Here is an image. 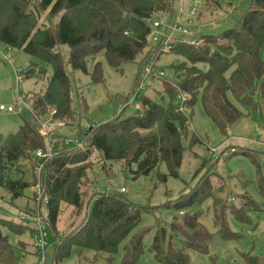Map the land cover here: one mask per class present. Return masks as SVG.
<instances>
[{"label": "trees", "instance_id": "trees-1", "mask_svg": "<svg viewBox=\"0 0 264 264\" xmlns=\"http://www.w3.org/2000/svg\"><path fill=\"white\" fill-rule=\"evenodd\" d=\"M172 11L173 0H0V42L32 56L23 70L27 76L46 79L48 66L52 68L41 92L28 94L34 121H24L17 132L5 138L0 136V186L9 191L12 200L32 187L31 198L37 207L28 208L27 212L36 214L38 209V214L42 202L34 188L37 160L33 155L48 144H53L55 150L61 146L58 154L45 160L40 171L48 223L57 235L55 264L70 254L71 245L80 252L94 251L95 259L106 254L109 261L132 231L133 236L124 243L123 263L135 264L144 248L140 206L109 193L91 194L88 210L79 224L69 232L58 230L63 204L74 208L76 218L84 211L96 162L119 160L135 178L150 174L165 162L169 172L160 175L161 181L165 182L169 175L178 176L185 148L183 138L190 135L191 142L195 141L191 115L200 94L206 114L222 132L243 115L242 108L250 113L259 112L264 119V0H253L235 26L217 35H199L200 44L174 43L172 50L183 61L173 64V79L160 81V96L167 99L166 104L157 96L140 95L136 115L90 126L82 133L86 144L75 149H70L61 138L53 140L56 135L48 140L39 133L37 114L45 117L51 108L56 110L53 121H65V126H56V130L74 120L77 109L73 107L68 67L90 74L94 84L104 82L103 64L98 57L104 54L119 69L124 63L134 62L146 48V56L156 53L160 44L154 47L149 43L154 22L171 16ZM181 90L186 101L174 103ZM230 93L238 104L230 99ZM128 100L127 97L121 101ZM256 166V185L264 197V168ZM201 199L195 192L182 204ZM245 201L250 203V197L245 196ZM227 206V202L216 199L215 222L223 236L230 237L233 232L224 213ZM243 210L233 208L240 219L246 220ZM180 213L185 216L176 218L169 232L160 225L155 227L151 250L163 264H187L186 249L190 247L208 251L211 233L200 223L199 214ZM3 228L23 231L25 226L0 218V260L16 264L15 246ZM243 257L246 264H264L262 257L251 253ZM93 262L85 258L79 264Z\"/></svg>", "mask_w": 264, "mask_h": 264}, {"label": "rangeland", "instance_id": "rangeland-1", "mask_svg": "<svg viewBox=\"0 0 264 264\" xmlns=\"http://www.w3.org/2000/svg\"><path fill=\"white\" fill-rule=\"evenodd\" d=\"M195 1L173 0L172 15L161 20V34L171 35L175 42H187L191 36L184 35L181 31L173 33L177 24L183 25L194 35L220 34L226 28L235 26L253 3V0H218L219 3L215 4L213 1L200 0L199 13L191 15L189 10L195 6ZM149 43L158 47V42L153 41L152 36ZM148 49L140 52L134 62L124 63L119 69L114 68L104 54L100 55L98 60L103 64L105 77L102 83L94 84L90 74L68 67L73 87V107L77 111L74 120L68 121L71 125L57 130L56 126H52L56 133L53 140H71V143H66L70 149H75L80 146L79 142L86 144L82 133L90 126H97L116 117L136 115L139 112L141 96H135L133 99L132 96L137 79L144 70L143 58ZM31 60L32 56L26 51L8 47L0 42V103L23 108L22 113L0 110V136L3 138L17 132L24 121H34L28 94L41 92L47 84V78L52 74V68L48 66L46 79L27 76L23 70L29 66ZM182 61V56L173 50L160 52L156 58L157 67L154 72L159 76L158 72L163 71L164 77H147L139 89L140 95L157 96L156 98L166 104L167 99L162 100L160 96V81L173 79V64ZM127 97L132 100L123 103L121 100ZM229 97L238 104L232 93ZM179 102V98L174 100V103ZM194 106L191 131L195 141L191 142L190 135L183 138L185 148L178 176L169 175L165 182L161 181L160 175L169 172L165 162H161L150 174L135 178L119 160L98 161L92 169V185L87 191L90 197L86 200L84 211L76 218L74 208L63 204L58 230L69 232L79 224L88 210L91 194L109 193L139 205L142 210L139 227L145 229L144 248L135 264H163L151 250L155 227L160 225L169 232L171 223L176 218L182 219L185 216L181 211L197 212L200 223L211 233L207 252H200L192 247L186 249L187 264H246L243 255L247 253L264 259V197L256 185V164L264 168V119L259 112L250 113L246 108H242L243 115L230 123L226 132H222L217 123L206 114L201 94ZM48 116L46 114L45 118ZM96 154L94 153V158ZM195 192L197 198L203 199L183 205L185 198L188 199ZM245 196L250 197V203L246 204ZM31 197L32 187H29L23 196L12 200L9 191L0 186V218L25 226L23 231L3 228V232L15 246L18 256L16 264H55L54 246L57 235L48 223L46 201L42 202L38 214L37 209V215L32 214L27 212V209H36L37 206ZM216 199L227 202L224 213L227 226L233 232L230 237L223 236L216 225ZM234 207L244 208L246 220L240 219L237 213H234ZM39 216L44 219V250L35 246ZM132 233L119 245L118 251L109 261L106 254L95 259L94 251L84 249L80 252V249L71 245L70 254L56 264H79L85 258L94 261L93 264H124V243L133 236ZM0 264L4 263L0 260Z\"/></svg>", "mask_w": 264, "mask_h": 264}, {"label": "built area", "instance_id": "built-area-1", "mask_svg": "<svg viewBox=\"0 0 264 264\" xmlns=\"http://www.w3.org/2000/svg\"><path fill=\"white\" fill-rule=\"evenodd\" d=\"M183 1V0H182ZM195 6H192L189 10V13L191 15H195L197 13H199V4H200V0H196L195 1ZM182 5V2H181ZM180 5V9H182ZM161 26V20H157L154 22V30L151 32L150 36L153 37V41L158 42V44H160V48L156 53L153 54H149V56H146V61H145V66H144V70L141 73L140 77L137 79L136 85H135V91L134 94L132 96V99L135 96H140V92L139 89L143 86L144 80L149 77L150 75L152 76H158L157 74H155L154 70L156 68V58L158 57L160 52H163L165 50H172L173 46H174V39L172 38L171 35H166L161 34V32L159 31V27ZM182 32L184 35H189L191 36V39H189L187 41V43L192 44V45H196V44H200L201 42V38L199 37V35L197 34H192L187 28H185L183 25H175L173 28V33L175 32ZM159 34H161V38L159 37ZM149 36V38H150ZM149 57V58H148ZM159 76H164V72L163 71H159L158 72ZM186 94L184 93L183 90L180 91L179 94V100L181 102V104L186 101ZM131 99V100H132ZM130 100V101H131ZM182 106V105H181ZM183 108V106L181 107V109ZM0 110H4V111H16L18 113L23 112V108L22 107H17L14 105H5L3 103H0ZM51 112L49 114V116L47 118H45L44 116H40L37 114V126L39 129V133L42 136H45L46 139L51 140L52 137H54L55 131L52 128V126H65V121L64 120H59L58 122L53 121V115L55 114L56 110L55 108H51L50 109ZM65 141V140H64ZM68 143H71V140L66 141ZM80 143V146H82L83 144ZM67 144V143H66ZM61 150V146L58 147L57 150H55L54 145L53 144H48L47 147H43V148H39L35 151L34 153V157L37 160V166H36V172H37V182L34 186L36 193H37V199L40 200V202H43L46 200V196L44 195V189L41 186L40 183V175H41V168L44 165L45 160L54 157L55 154H58ZM234 150V149H232ZM122 190H125L124 188ZM20 219H24V217H19ZM38 221H39V227L37 229V231L35 232V235L37 236V241L35 243V246L39 249V250H44L45 249V240L43 238V232H44V221L41 218V216L37 217ZM41 236V237H39Z\"/></svg>", "mask_w": 264, "mask_h": 264}]
</instances>
